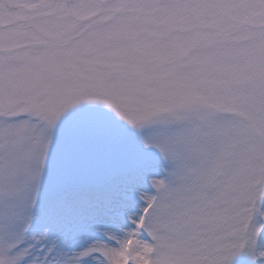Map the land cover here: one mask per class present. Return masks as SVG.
<instances>
[{
    "label": "snow or ice",
    "instance_id": "1",
    "mask_svg": "<svg viewBox=\"0 0 264 264\" xmlns=\"http://www.w3.org/2000/svg\"><path fill=\"white\" fill-rule=\"evenodd\" d=\"M0 264H264V0H0Z\"/></svg>",
    "mask_w": 264,
    "mask_h": 264
}]
</instances>
